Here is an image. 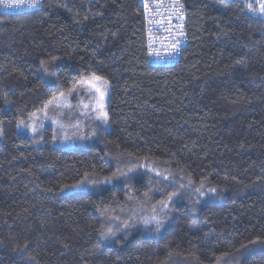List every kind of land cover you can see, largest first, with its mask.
Here are the masks:
<instances>
[{
  "label": "trees",
  "instance_id": "16d2710c",
  "mask_svg": "<svg viewBox=\"0 0 264 264\" xmlns=\"http://www.w3.org/2000/svg\"><path fill=\"white\" fill-rule=\"evenodd\" d=\"M182 1L187 43L167 65L147 59L139 0L0 10V264H264V244L236 251L264 239V19L244 0ZM93 73L109 82V131L95 122L70 147L52 144L50 126L17 131ZM125 153L173 180L141 168L115 186L66 187L126 168ZM189 180L217 193L184 190L159 232L138 222Z\"/></svg>",
  "mask_w": 264,
  "mask_h": 264
},
{
  "label": "snow or ice",
  "instance_id": "6c2138e0",
  "mask_svg": "<svg viewBox=\"0 0 264 264\" xmlns=\"http://www.w3.org/2000/svg\"><path fill=\"white\" fill-rule=\"evenodd\" d=\"M244 2H245V8L249 12H251L253 15L261 19H264V0H244ZM41 3L42 0H0V4H3L6 7H19L23 4H26L28 8H37L41 6ZM145 7L146 8L148 7L147 3L145 4ZM172 9L173 11L171 15L168 16L169 22L171 21L173 15L177 16V18L180 20L184 19L183 16L184 4L181 3L180 0H173ZM155 14L156 13H153V15ZM85 19H87V17H85ZM166 30L169 32L172 31L170 27ZM176 37H180V38L185 37L183 24L177 26L176 34L171 38L172 42L167 46L166 50L168 52V55L170 56H176L179 54L180 51L182 39H177ZM156 55H159V53L157 52ZM56 59H57L56 57H53L50 61H45V60L40 61V64L47 75L53 77L57 76L56 72L48 71L49 65L54 64ZM237 63H239V61ZM108 88H109L108 82L104 80L102 77L96 75L95 73L87 76H82L81 79L75 81V83H73L72 86L67 89V91H60L58 95L53 96L46 103H44L42 108L43 116L45 119H51L54 124L58 123L60 118L64 115V113L54 110L53 116L49 117L48 116L49 108L53 107L54 109H59L62 106H64L65 102L69 97L81 96V94H84L83 99L89 100V103L87 104L81 103V107H83L86 110V112L81 113V115H85L87 113H93L94 115L91 118L102 124L104 126L105 131H109L111 124L110 116L106 111L105 104L103 103L104 97L108 92ZM10 103L11 101L8 99L4 100L5 105H8ZM36 117H37V113L34 112L30 114L29 120L35 122ZM2 125H3V121L0 120V126ZM22 126L30 128V130L33 132L36 131L35 127L32 126L31 124H26L24 120H18L17 127L19 128ZM95 134H96L95 132H92L89 135L94 136ZM0 135H3L2 127H0ZM53 139H55V136L53 137ZM65 139H68V137H65ZM124 155L127 156L129 161V166H127L126 168L117 167L116 170L112 172L110 175L101 176L99 178H92L95 176V173L89 174L86 172L84 176L88 178L87 180H82L78 182L76 185H68L66 187H77L79 186V184L85 182L91 184L93 187L115 186L116 182H118L121 178L127 179L130 176V174L136 173L137 170L141 168L145 169L148 172L154 173L157 177H162L163 181L173 180V177L171 175H165L164 173L157 171L155 167L150 166L147 163L146 157L144 158L145 162L141 163L140 158L134 157L132 153H125ZM133 161H135V163H133ZM206 179L207 178H205V180ZM125 187L127 188V185H125ZM189 188H191L192 191H194L198 197H204L206 195H214L217 193V189L214 187L205 189L204 181H201L199 187L192 188V181L189 180L188 183L186 184L176 185V191L169 192L167 194V199L159 202L160 203L159 212H156V210L154 209L153 214L151 216L140 217L138 222L142 223L146 228L151 225H154V230L159 232L160 229L164 226L165 220L167 219L168 211L170 210V204L174 201L175 198H178L180 195H182L184 190H187ZM147 194L148 193H145V195ZM130 226L131 225L129 221H124L116 228L109 227L106 229V231H102L101 237L103 239H107L109 237L114 236L117 231L126 230ZM256 244H264V239H262L261 237H256L253 240L249 241L247 244H242L240 248L237 249L236 251L242 252L247 248H249V246ZM220 259L221 258H217L218 261Z\"/></svg>",
  "mask_w": 264,
  "mask_h": 264
},
{
  "label": "built area",
  "instance_id": "2783aa9c",
  "mask_svg": "<svg viewBox=\"0 0 264 264\" xmlns=\"http://www.w3.org/2000/svg\"><path fill=\"white\" fill-rule=\"evenodd\" d=\"M139 2L142 6L144 16L147 59L149 63L155 65H167L175 63L179 57L181 50L187 43L186 33L185 37L183 38L176 37L177 39H182L178 55L170 56L168 55L166 49L167 46L172 42L171 38L175 36L178 25L183 24L185 32V9H183V20H180L177 18V16L173 15L171 21L169 22L168 16L171 15L173 11V0H139ZM180 2L183 3L182 0H180ZM146 3L148 5L147 8L145 7ZM40 7L41 6L37 8H28L26 4H23L19 7H6L3 4H0L1 12L5 14L28 13L37 10ZM153 13L156 14L153 15ZM169 27L172 29L171 32L166 30ZM157 52L159 53V55H156Z\"/></svg>",
  "mask_w": 264,
  "mask_h": 264
},
{
  "label": "rangeland",
  "instance_id": "374dc122",
  "mask_svg": "<svg viewBox=\"0 0 264 264\" xmlns=\"http://www.w3.org/2000/svg\"><path fill=\"white\" fill-rule=\"evenodd\" d=\"M47 76L49 75H46V77ZM109 90L110 87L108 88V92L104 97V101H103L106 108H107V101L109 98ZM83 96L84 94H81V96L69 97L65 102L64 106H62L59 109H54L53 107L49 108L48 110L49 117L53 116L54 110L64 113V115L60 118L58 123L54 124L51 119H45L43 116V111L41 109L35 112L37 113L35 122L29 120L30 115L27 118L19 119V120H24L26 124H31L32 126H34L36 129L35 132L31 131L30 128L23 126L19 128L17 127L16 128L17 131L19 133H23L28 136H33L35 138H38L39 133L45 127L50 126L54 133L53 137L55 136V139L52 138V144L61 147L74 146L73 144L81 143L83 140L88 138H93L94 136L89 134L95 131V129L93 128L94 126L93 124L98 121L91 118L94 115L93 113H87L85 115H81V113L86 112V110L83 107H81V103L84 104L89 103V100L83 99ZM98 124L101 126V128H104V126L99 122ZM65 137H68V139H65ZM150 175L156 176L154 173H151Z\"/></svg>",
  "mask_w": 264,
  "mask_h": 264
}]
</instances>
